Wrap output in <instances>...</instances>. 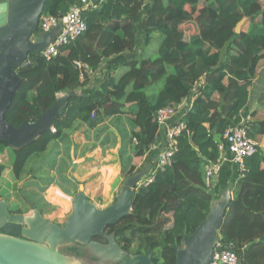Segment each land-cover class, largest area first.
Returning a JSON list of instances; mask_svg holds the SVG:
<instances>
[{
	"label": "trees",
	"instance_id": "1",
	"mask_svg": "<svg viewBox=\"0 0 264 264\" xmlns=\"http://www.w3.org/2000/svg\"><path fill=\"white\" fill-rule=\"evenodd\" d=\"M93 1L96 7L82 13L87 28L83 36L49 61L30 54L16 71L21 85L4 115L9 126L34 122L60 93L75 95L53 132L24 149L11 150L12 174L16 180L25 172L31 175V165L38 166L49 148L63 142L77 125L94 129L124 116L129 131L118 152L124 182L136 173L132 160L143 158L156 140V112L190 97L202 79L198 97L181 119L185 129L176 138L171 165L155 170L152 182L135 191L129 215L106 229L126 253L151 250L152 259L175 264L176 250L216 200L212 187L205 184L204 168L219 160L225 132L248 104V90L264 60V6L262 0H147L150 5L145 8V0ZM72 3L46 0L42 16L61 17ZM242 18L246 26L235 34ZM152 37L159 39L157 54L144 57ZM123 53L135 57L121 75L104 76L89 94L77 92L88 75L79 78L76 62L94 72L103 60ZM127 106L131 111H125ZM247 128L251 139L264 137V120ZM7 148L0 144V153ZM2 172L0 166V177ZM225 188L232 200L219 229L220 243L231 244L241 264H264V152L257 147L245 159L239 179ZM71 251L78 249H60L63 254Z\"/></svg>",
	"mask_w": 264,
	"mask_h": 264
},
{
	"label": "water",
	"instance_id": "2",
	"mask_svg": "<svg viewBox=\"0 0 264 264\" xmlns=\"http://www.w3.org/2000/svg\"><path fill=\"white\" fill-rule=\"evenodd\" d=\"M45 2H0V144L12 151L24 149L44 133L53 132L55 122L65 114L69 100L75 95L73 91L58 94L55 104L32 123L14 128L4 122V115L21 85L16 71L30 54L40 56L59 33V28L46 33L39 31ZM234 32L240 33V23ZM144 175L142 171L126 178L113 203L105 208H98L88 200L83 186L79 185L63 226L44 217L30 202L29 214L12 215L7 200L1 198L0 264H81L60 252L71 246L83 248L97 264H154L151 250L144 255H130L118 246L113 234L105 237L106 244L92 241L102 237L107 227L129 215L135 191ZM231 200L228 189L214 200L205 220L176 250L175 264H213L214 246ZM237 264H241L239 258Z\"/></svg>",
	"mask_w": 264,
	"mask_h": 264
},
{
	"label": "crops",
	"instance_id": "3",
	"mask_svg": "<svg viewBox=\"0 0 264 264\" xmlns=\"http://www.w3.org/2000/svg\"><path fill=\"white\" fill-rule=\"evenodd\" d=\"M2 1L0 0V2ZM146 1H144V8L146 7ZM133 57H135L133 53H123L103 60L101 67L88 75V81L84 88L77 90V92L89 94L104 76L121 75L125 71V64L133 60ZM202 82L201 79L191 91L190 97L184 98L179 103L180 116H183L186 111L192 108L195 100L194 95L199 94ZM156 89L148 90L146 95L151 96L153 90L155 91ZM248 91V104L236 119V121L245 122L247 126L253 121L264 120V60L259 64L257 76ZM131 109V106H127L125 111L128 112ZM126 121L124 116H117L106 120L94 129H90L86 125H77L76 129L63 142L49 148V155L46 154L41 163L37 162L38 166L33 168L32 174L34 175H27L25 182L22 181L16 186L13 184L14 176L12 173H2L0 196L7 200L9 206L21 205L18 202L16 203L18 195L15 194V188H30L25 189L26 193L28 192V194L33 196V199L27 200V206H29L28 202L32 203L44 217L63 226L66 218L71 213V198L77 193L79 185L83 186L84 195L92 203L99 195L106 197L111 192H115V188L121 187L123 175L118 152L124 143V136L129 131ZM161 141L162 134L160 133L143 158H134L132 160V165L135 167L136 172L145 171L143 178L149 174L155 165L157 154L161 148ZM255 142L258 149L264 152V137H256ZM226 157L228 158L229 156L226 155ZM51 166H53V169L50 168ZM9 175L11 176L10 179L8 178ZM45 176H49L52 180H46ZM4 177H7L6 182ZM56 177L59 179L57 180ZM239 177V170L235 164H231L229 161L224 163L220 173L212 181L211 189L215 194L214 198L217 199L228 189L225 187L234 184ZM36 188H60L65 194L59 191L58 197L54 198L52 194H49L47 199L40 196ZM75 188H77V191ZM96 188H110L111 190L110 192L102 190L101 193ZM21 192L23 193V190ZM21 197H23L22 194ZM102 200L104 201V199Z\"/></svg>",
	"mask_w": 264,
	"mask_h": 264
},
{
	"label": "built area",
	"instance_id": "4",
	"mask_svg": "<svg viewBox=\"0 0 264 264\" xmlns=\"http://www.w3.org/2000/svg\"><path fill=\"white\" fill-rule=\"evenodd\" d=\"M95 7L96 4L92 0H73V3L70 4L61 17L41 16L38 26L39 31L46 33L59 28V33L40 56L49 61L58 56L60 48L68 46L83 36L87 28L82 13ZM75 64L81 70L79 74L81 80L84 79L85 74H91L86 66L78 62ZM197 97L198 95H194V99ZM178 105L160 109L154 116V121L158 126L156 140L157 136L160 133L162 134L161 148L154 163L155 169L153 166L149 174L140 182V185L151 183L155 170H163L171 165L177 146L176 138L185 129V125L181 120L183 116H180ZM247 129L245 122L235 121L234 126L229 127L225 132L224 142L219 145V160L215 164H207L204 168V180L207 187H212L213 179L220 173L222 165L227 161L237 166L241 176L244 171L245 159L253 156L257 148L255 140L248 136ZM226 155L229 157L227 158ZM237 262L238 257L233 251V246L231 244L223 245L217 238L214 246L213 264H237Z\"/></svg>",
	"mask_w": 264,
	"mask_h": 264
},
{
	"label": "rangeland",
	"instance_id": "5",
	"mask_svg": "<svg viewBox=\"0 0 264 264\" xmlns=\"http://www.w3.org/2000/svg\"><path fill=\"white\" fill-rule=\"evenodd\" d=\"M146 3H147V1H146ZM149 3H150V1H148L146 6H148ZM262 4L264 6V0H262ZM239 23H240V28L243 27V29H244L246 26L245 20L242 18ZM191 32H193V30H191ZM136 36H137V41L139 43H142L141 33L137 32ZM158 43H159V39L152 37L151 43L145 49L144 57H150V58L155 57L157 54V51H158V47H159ZM140 47H141V45H140ZM13 162H14L13 152L9 148L6 149V152L0 153V166L2 167V170H3L2 173H4V172H9V174L12 173ZM41 162H42V160L40 161V163ZM31 167L33 169L35 166L31 165ZM33 171H34V169L32 170V173H33ZM27 175H28L27 172H25L17 180L14 178L13 179L14 183L13 182L12 183L17 186L22 181L25 182ZM32 175H34V174H32ZM6 178L7 177H4L5 182H6ZM8 178L10 179L11 176L9 175ZM45 178H46V180L47 179H50V181L52 180L49 176H45ZM56 178H57V180L59 179L58 177H56ZM1 179L2 178L0 177V180ZM53 179L55 180V178H53ZM2 182H3V180H2ZM25 189H30V188H15V190H16L15 194L18 195V196L16 195L18 197V201H16V203L18 202L21 205L10 206V209H19V211H16V212H19V213L24 214V215H26L27 213L29 214V212H30V207L27 206V204H26L27 200L29 201V200L33 199V196H31V194H28V192L26 193ZM36 189H38L40 196L47 198V199L49 198V194H52V196L54 198H56V197H58L59 191L63 193V191L60 188H36ZM75 189L77 191V188H75ZM21 190H23V193L21 192ZM96 190H99L102 193V190H106V192H110L111 189L110 188H96ZM119 190H120V188H115V192H113V193L111 192L110 195H108L106 197L99 195L97 198L94 199L93 203L100 208H105L108 205L113 203L114 196H116L118 194ZM21 194L23 195V197H21ZM63 194H65V193H63ZM102 199H104V201Z\"/></svg>",
	"mask_w": 264,
	"mask_h": 264
},
{
	"label": "flooded vegetation",
	"instance_id": "6",
	"mask_svg": "<svg viewBox=\"0 0 264 264\" xmlns=\"http://www.w3.org/2000/svg\"><path fill=\"white\" fill-rule=\"evenodd\" d=\"M2 197L0 196V199ZM11 211V214L12 215H24V214H21L19 212H16V211H19V209H10ZM107 229V228H106ZM106 229L104 230L103 232V236L102 237H96V238H93L92 241L93 242H96V243H99V244H106V239L105 237L106 236H109L108 234H106ZM0 234H1V231H0ZM72 247H76L78 249V252H73L71 251L69 254L65 253L64 255L66 256H69V257H74L76 258L77 260L80 261L81 264H97V260L91 256H89L85 250L81 247H78V246H72ZM120 247V246H119ZM122 249V248H121ZM144 255V254H142ZM153 256V254H152ZM154 264H164L161 260L158 261V257L155 256L154 259H152Z\"/></svg>",
	"mask_w": 264,
	"mask_h": 264
},
{
	"label": "bare ground",
	"instance_id": "7",
	"mask_svg": "<svg viewBox=\"0 0 264 264\" xmlns=\"http://www.w3.org/2000/svg\"><path fill=\"white\" fill-rule=\"evenodd\" d=\"M155 167H156V166L154 165V169H155Z\"/></svg>",
	"mask_w": 264,
	"mask_h": 264
}]
</instances>
